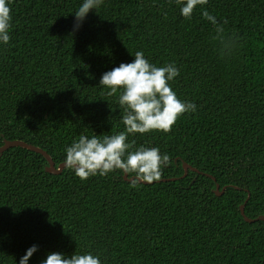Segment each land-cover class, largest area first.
<instances>
[{
  "label": "trees",
  "instance_id": "trees-1",
  "mask_svg": "<svg viewBox=\"0 0 264 264\" xmlns=\"http://www.w3.org/2000/svg\"><path fill=\"white\" fill-rule=\"evenodd\" d=\"M80 3L9 0L0 146L23 141L57 166L79 135L123 131L117 96L98 83L142 50L157 66L174 61L173 90L197 105L168 132L128 137L134 148L167 153L160 180L178 179L128 182L117 169L81 180L65 167L53 175L39 153L8 148L0 154V264H18L33 244L28 264L74 251L101 264H264V222L247 223L239 210L264 215V0H207L190 19L179 12L184 0H103L73 32ZM202 8L237 38L231 56L220 53ZM182 163L197 172L180 178Z\"/></svg>",
  "mask_w": 264,
  "mask_h": 264
},
{
  "label": "clouds",
  "instance_id": "clouds-1",
  "mask_svg": "<svg viewBox=\"0 0 264 264\" xmlns=\"http://www.w3.org/2000/svg\"><path fill=\"white\" fill-rule=\"evenodd\" d=\"M102 3L103 0H81L72 14L75 18L73 32L79 29L90 10L99 8ZM206 3L207 0H184L179 8L180 15L190 19L197 6ZM10 11L9 0H0V45H7L11 39ZM201 16L214 27L212 39L220 53L231 56L237 47V38L207 10L202 8ZM132 57L130 62H122L103 72L98 83L107 89L108 95L117 96V102L123 108V131L103 136L81 134L64 148V167L81 180L106 176L117 169L125 174L134 173L149 183L160 180L163 168L170 163L169 155L162 153L159 147L140 145L134 148L135 142L129 141V135L154 130L168 132L183 114L197 110L196 104L181 100L171 86L170 82L180 72L174 61L157 66L149 62L142 50L135 51ZM37 250L35 244L28 247L18 264H28ZM41 264H101V260L90 251H74L70 256L50 252Z\"/></svg>",
  "mask_w": 264,
  "mask_h": 264
},
{
  "label": "water",
  "instance_id": "water-1",
  "mask_svg": "<svg viewBox=\"0 0 264 264\" xmlns=\"http://www.w3.org/2000/svg\"><path fill=\"white\" fill-rule=\"evenodd\" d=\"M11 147L25 148V149H28L30 151H33V152H36V153H39L40 155H42L45 158L46 162H47V166L45 167V172H47V173H50V174H53V175H58L64 169L63 163H60L57 166H55V164L52 161L51 157L45 151H43L42 149H40L38 147H35L33 145L27 144V143H25L23 141H19V140H12V141L4 140L3 144L0 146V154H2L5 150H7L8 148H11ZM182 168H183L184 173H183V175L180 178L185 177L187 172H188V170L193 171V172H197L196 169L191 168L186 163H182ZM123 179L125 181H128V182H132V181L136 180L138 183H143V184H152V183L155 182V181H153V182L149 183L147 181L140 180L138 177H128V175L125 174L124 172H123ZM176 179H178V178L161 179V180L156 181V182H160V181H175ZM212 179L214 180V178H212ZM224 191H225V187H223L221 190H219V185L215 184L214 192H215V194L217 196L222 195L224 193ZM246 201H247V199L245 200V202ZM239 210H240V214L242 215L244 221L247 222V223H252V222H255V221H263L264 222V215H259V216H257L254 219L247 218L245 216V214H244V204L240 205Z\"/></svg>",
  "mask_w": 264,
  "mask_h": 264
}]
</instances>
